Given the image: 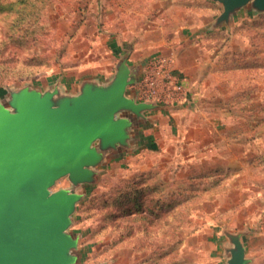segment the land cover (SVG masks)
Wrapping results in <instances>:
<instances>
[{"label": "rangeland", "instance_id": "374dc122", "mask_svg": "<svg viewBox=\"0 0 264 264\" xmlns=\"http://www.w3.org/2000/svg\"><path fill=\"white\" fill-rule=\"evenodd\" d=\"M222 10L217 0H0V100L63 73L108 76L118 41L132 63L163 57L183 78L185 100L159 118L157 145L107 153L92 183L64 176L49 189L81 195L67 229L79 264H207L206 227L241 235L249 264H264V12L219 23Z\"/></svg>", "mask_w": 264, "mask_h": 264}, {"label": "water", "instance_id": "95a60500", "mask_svg": "<svg viewBox=\"0 0 264 264\" xmlns=\"http://www.w3.org/2000/svg\"><path fill=\"white\" fill-rule=\"evenodd\" d=\"M217 1L219 23L244 7L264 12V0ZM127 56L109 81L85 80L75 96L33 86L0 100V264H79L77 238L67 229L81 195L49 189L64 176L73 186L92 183L107 153L133 149L144 112L167 109L127 96L142 74ZM222 235L225 264H249L241 235Z\"/></svg>", "mask_w": 264, "mask_h": 264}, {"label": "crops", "instance_id": "0c3cea01", "mask_svg": "<svg viewBox=\"0 0 264 264\" xmlns=\"http://www.w3.org/2000/svg\"><path fill=\"white\" fill-rule=\"evenodd\" d=\"M109 48H110V52L113 55L119 56L118 60L121 57H124L127 55V54L123 55L124 53L121 54L123 49H122V44L119 41L116 43L110 44ZM126 63L131 68L140 66V65L143 68V64H144V62L140 64H134L131 62L128 56H127ZM114 72H115V69L108 76H105L103 73L84 74L82 77L80 76V78L74 73H67V74L63 73L60 76L58 77L56 76V78H53L47 81L45 85H35V87H37L41 91H46L48 89H53L57 87L62 94L69 95V96H75L79 93V88L85 80H92V81L97 82L98 84H102V83L109 81ZM131 86H128L126 89L127 96L129 97L134 96V92L133 90H131ZM166 107L167 109H158V110L148 111V112L143 113V116L145 119L137 122L132 132L133 141L131 142V145L133 149L131 151L138 149L140 145H143L147 148H153L154 145H157L156 138L160 136L158 132L163 134L162 133L163 128H160V124L158 120L160 117H164V114L166 113L168 109L169 110L171 109V107L169 106H166ZM146 125L153 126V129H152L153 131L151 130V132H149L148 130H146ZM262 201L264 202V199H262ZM203 231L206 235H208L206 238L207 248L209 249V254H208L209 260L207 264H225V258L223 256V247L226 245L225 237L222 235V233H218L217 230H214L213 228H210V227H206L205 230Z\"/></svg>", "mask_w": 264, "mask_h": 264}, {"label": "built area", "instance_id": "2783aa9c", "mask_svg": "<svg viewBox=\"0 0 264 264\" xmlns=\"http://www.w3.org/2000/svg\"><path fill=\"white\" fill-rule=\"evenodd\" d=\"M131 90L138 102H155L169 107L184 101L186 95L182 78L163 57L144 62L142 74Z\"/></svg>", "mask_w": 264, "mask_h": 264}, {"label": "trees", "instance_id": "16d2710c", "mask_svg": "<svg viewBox=\"0 0 264 264\" xmlns=\"http://www.w3.org/2000/svg\"><path fill=\"white\" fill-rule=\"evenodd\" d=\"M3 94H4V89L0 88V97L3 96Z\"/></svg>", "mask_w": 264, "mask_h": 264}]
</instances>
